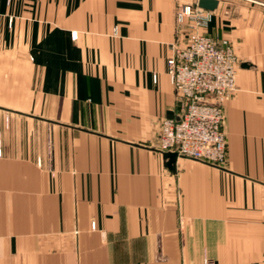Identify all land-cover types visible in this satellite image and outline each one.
<instances>
[{"label": "crops", "instance_id": "obj_1", "mask_svg": "<svg viewBox=\"0 0 264 264\" xmlns=\"http://www.w3.org/2000/svg\"><path fill=\"white\" fill-rule=\"evenodd\" d=\"M0 0V264H264V0ZM192 29L239 58L220 166L160 149Z\"/></svg>", "mask_w": 264, "mask_h": 264}, {"label": "built area", "instance_id": "obj_2", "mask_svg": "<svg viewBox=\"0 0 264 264\" xmlns=\"http://www.w3.org/2000/svg\"><path fill=\"white\" fill-rule=\"evenodd\" d=\"M177 17L179 21L190 18L196 26H205L211 11L185 5ZM238 67V55L226 38L192 29L184 43L173 46L168 68L179 110L178 117L162 121V151L225 166L228 144L224 105L236 91ZM206 264L213 262L207 260Z\"/></svg>", "mask_w": 264, "mask_h": 264}, {"label": "water", "instance_id": "obj_3", "mask_svg": "<svg viewBox=\"0 0 264 264\" xmlns=\"http://www.w3.org/2000/svg\"><path fill=\"white\" fill-rule=\"evenodd\" d=\"M219 4V0H198V6L207 11H214ZM180 119V118H179ZM164 157L167 159V166L174 170L176 169V161L179 157L177 152L165 151Z\"/></svg>", "mask_w": 264, "mask_h": 264}]
</instances>
